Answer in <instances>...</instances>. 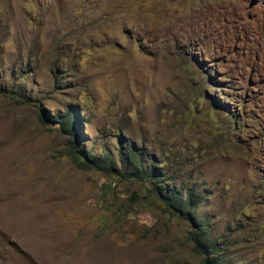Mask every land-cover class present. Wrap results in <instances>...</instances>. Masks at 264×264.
<instances>
[{"label":"rangeland","instance_id":"obj_1","mask_svg":"<svg viewBox=\"0 0 264 264\" xmlns=\"http://www.w3.org/2000/svg\"><path fill=\"white\" fill-rule=\"evenodd\" d=\"M198 232L264 264V0H0V264H204Z\"/></svg>","mask_w":264,"mask_h":264},{"label":"trees","instance_id":"obj_2","mask_svg":"<svg viewBox=\"0 0 264 264\" xmlns=\"http://www.w3.org/2000/svg\"><path fill=\"white\" fill-rule=\"evenodd\" d=\"M58 119V126L62 128L63 130H66L74 135H78V119L74 113V111L66 112L64 115H59L56 117ZM52 120V119H51ZM235 126L236 123H233ZM120 160L123 162V157L121 154V151L119 149L118 151ZM90 155V154H89ZM91 156V155H90ZM84 158V156H82ZM127 157L131 164H133V172L132 177L138 180H149V181H155L153 183H156L155 188L157 190V194L159 195V198L164 202L167 209L172 210L174 212H177L181 216H185L184 218L189 219L190 221H193L194 218L190 217V210L192 208H195L198 206L199 203L203 201V198L198 194L196 190H193L191 188H187L185 193H182V191L175 190L172 186V189L168 188V184H165L164 182L167 180H171L172 178H161L162 172L158 171L157 169H160V167H157L155 164H152L150 169L147 171H143L140 167V157L141 152L139 150L134 149V147L130 148L128 150ZM80 159V162L88 166L89 168H96L98 169H107V171L110 172L111 166L108 165L105 161L98 162L95 160H92L91 164L85 163V161L81 160V157H78ZM171 178V179H170ZM199 231L204 229L205 224L203 222L198 224ZM195 244L197 249L205 255V262L204 264H222V261L217 256H212L213 253H211L208 248H212L214 251V245L209 242L206 243L201 234L198 232L196 233L195 237Z\"/></svg>","mask_w":264,"mask_h":264}]
</instances>
